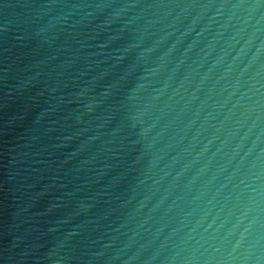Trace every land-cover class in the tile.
I'll return each mask as SVG.
<instances>
[{
  "label": "water",
  "instance_id": "water-1",
  "mask_svg": "<svg viewBox=\"0 0 264 264\" xmlns=\"http://www.w3.org/2000/svg\"><path fill=\"white\" fill-rule=\"evenodd\" d=\"M0 264H264V0H0Z\"/></svg>",
  "mask_w": 264,
  "mask_h": 264
}]
</instances>
